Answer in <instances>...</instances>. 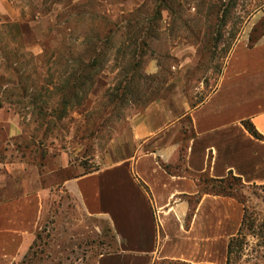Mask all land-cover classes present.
Here are the masks:
<instances>
[{"label":"rangeland","instance_id":"obj_1","mask_svg":"<svg viewBox=\"0 0 264 264\" xmlns=\"http://www.w3.org/2000/svg\"><path fill=\"white\" fill-rule=\"evenodd\" d=\"M262 12L264 0H0V108L22 128L8 138L1 118L0 161L24 165L12 181L52 190L129 153L130 117L163 95L201 99L241 34L264 29V16L252 25ZM213 186L245 206L230 264H264V184ZM58 196L17 264H82L110 245L104 222Z\"/></svg>","mask_w":264,"mask_h":264},{"label":"crops","instance_id":"obj_2","mask_svg":"<svg viewBox=\"0 0 264 264\" xmlns=\"http://www.w3.org/2000/svg\"><path fill=\"white\" fill-rule=\"evenodd\" d=\"M192 99L185 96L181 108L166 95L149 102L130 117L129 153L64 177L57 189L31 188L17 175L12 181L23 164L0 161V264L23 258L53 212L49 196L58 201L59 193L109 232L99 243L110 245L82 264H226L245 206L213 183L235 176L264 184V141L244 126L249 121L264 136V29L253 42L243 32L215 82ZM2 117L8 138L22 132L14 114L0 108Z\"/></svg>","mask_w":264,"mask_h":264},{"label":"trees","instance_id":"obj_3","mask_svg":"<svg viewBox=\"0 0 264 264\" xmlns=\"http://www.w3.org/2000/svg\"><path fill=\"white\" fill-rule=\"evenodd\" d=\"M92 59V62L90 63V65H88V64H86V66H88L87 68H92V67H90V66H93V64H94V60H93V58H91ZM75 74V73H74ZM74 76V75H73ZM75 76H77L76 77V79L78 80V79H81V75H77V74H75ZM66 86V84L63 86V87H65ZM64 90V89H63ZM63 90H61V94H64V91ZM62 101V100H61ZM67 102H66V100L63 98V104H66ZM59 118V117H58ZM244 126H245V128L255 137V138H257V139H261V140H263L264 141V136H262L259 132H257V130L254 128V126L249 122V121H244ZM232 178L233 180H235V181H237V180H239L237 177H235V176H229L228 178ZM225 181V179H221V180H218L217 182H219V183H222V182H224ZM244 215H245V213H244ZM243 219H244V216H243ZM243 221L244 220H242V224H243ZM242 226V225H241ZM234 240H235V237H232L230 240H229V242H228V257H227V261H226V264H230V260H229V255L231 254V252H232V246H233V242H234Z\"/></svg>","mask_w":264,"mask_h":264}]
</instances>
